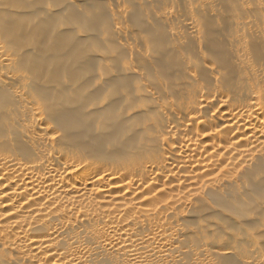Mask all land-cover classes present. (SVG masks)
Listing matches in <instances>:
<instances>
[{"label": "bare ground", "instance_id": "6f19581e", "mask_svg": "<svg viewBox=\"0 0 264 264\" xmlns=\"http://www.w3.org/2000/svg\"><path fill=\"white\" fill-rule=\"evenodd\" d=\"M21 1L0 0V264H222L221 258L236 256L243 264H264V201L258 203L263 211L260 228L247 227V222L259 217L241 211L234 214V226L225 222L218 226L221 229L209 233L214 224L208 220L218 212L219 200L207 193L232 185L239 174L254 171L256 161L264 158L261 84L239 77L216 89L213 84L220 81V68L214 60L199 55L191 74L182 76L193 85L198 73L209 71L203 87H195V92L184 96L177 85V91H167L168 95L165 88L151 81L141 82L140 91L132 94L136 100L163 98L158 105L147 103L144 108L128 110L140 109V115L151 119L153 130L150 139L140 138L142 150L134 154L132 161L120 162L119 153L117 157L113 153L108 156L105 142L102 145L106 147L99 149L98 144L100 153L89 158L87 152L97 146L99 126L89 131L85 123L82 131L85 118L89 113H98L104 122H110L106 112L112 108L110 101L99 104L90 97L111 78L110 74L115 79V71L127 76L140 68L120 58L116 68L110 54L103 51L116 47L118 39L127 40L131 32L115 26L104 41L93 46L89 35L82 36L85 30L78 31L83 34L73 47L67 45L66 33L80 26L61 21L59 14L75 7L80 20L97 23L103 12L97 0H48L51 2L46 11L37 15L28 4H17ZM123 2L119 13H112L116 19L122 20L123 16H117L124 15L131 6V2ZM239 2L246 6L245 0ZM199 5L209 13L219 9L213 1ZM88 8L94 9L92 15L86 12ZM166 13V21L176 15L171 10ZM144 18L148 21L151 16L145 13ZM238 21L245 23L243 19ZM247 21L253 32L264 29L261 22ZM182 27L178 31L172 28L175 33L170 32V36L167 33L174 46L165 49L163 61L152 64L153 68L169 73L173 53L184 45L183 31H199V20L194 17ZM151 32L157 30L152 28ZM232 33L236 36L239 32L232 29ZM44 36L56 38L61 45H46L44 39L43 44H37ZM241 39L244 44L248 38ZM62 44H66L65 49ZM236 45L232 50L241 53V45ZM63 52L70 66L78 64V73L70 79H62V75L49 77L51 73L46 70L55 66ZM88 53L98 57L97 66L85 64ZM250 60L245 57L240 62L250 67ZM95 73L99 85L92 83L81 96L64 95L69 83L74 88L85 86L91 79L89 75ZM261 78L264 81V75ZM207 117L215 126L207 125ZM135 125L117 133L116 143L127 149L137 141L140 128ZM156 140L163 150L152 155ZM222 165V175L215 174L213 171ZM259 177L264 182V173ZM259 191L257 185L247 184L234 193L246 202L251 193ZM199 199L207 203L203 209L198 207ZM192 215L199 218L197 223L189 221Z\"/></svg>", "mask_w": 264, "mask_h": 264}, {"label": "rangeland", "instance_id": "374dc122", "mask_svg": "<svg viewBox=\"0 0 264 264\" xmlns=\"http://www.w3.org/2000/svg\"><path fill=\"white\" fill-rule=\"evenodd\" d=\"M26 1L22 0L21 2H19L17 4H26V5L28 4V7H30L32 11L34 10L33 11L34 15L40 14L41 12H45L46 7H48V2H51L48 0H35L32 2H31V0L30 1L28 0L27 2ZM211 1H213L215 4H217L219 6V9H218L219 12L217 10L216 13H209V12L203 11L202 9L199 8L201 6V5H199L200 3L206 4V3L211 2ZM127 2H129V3L131 2V6L129 7L127 12L123 13L124 15L117 16V17L123 16L122 20H121V18L116 19L115 15H113L112 13H114L115 11L117 13H119L118 11L121 8L120 6H121V4L124 3L123 0H97L96 4L97 5L101 4V6L103 8L102 9L103 12L101 13L102 15L100 17V20L97 21V23L96 22L91 23L89 21L87 22V21L80 20L79 16H77L78 12H77V10H75V7H70L69 9L62 11L59 14L60 15L59 18L61 21L63 19V21L66 20V22H68V23L69 22H72V23L77 22L78 23L77 25L80 26V27L78 26L79 30L77 28L76 31H71V32L66 33L67 35H69V41L66 43H67V45H72V46L74 45L73 47H76V44L78 43V41H77L78 37L84 33V30L86 33H84V35H82V36L88 37V35H89L88 39L90 38L89 40H91L93 46L99 44L101 41H104L105 37L109 36L108 34L111 33V31H110V30H112L111 28H113L115 26H118V27L122 28L123 30H127V31L131 32V35L127 40L118 39V41L116 43V47L109 48L107 50H104L103 52L104 53L106 52L107 53L106 55L110 54L111 59L113 60L114 64L116 65V68H118V63L120 62L118 60L119 58L123 59L122 61H125L126 59H128L129 62H131L133 64L135 63L136 65L140 66V68L135 73L128 74L127 76H119L118 71L117 72L115 71L113 74L115 79H113V76L110 74L111 78L108 77V79H106L107 83L106 82L104 84L102 83L103 86L100 89H98L97 92H94L92 94V96L90 97L92 100L94 98L93 101L95 103H99V104L101 102H103L104 100L110 101L111 102L110 105L112 106L113 109L110 107L111 108L110 110H107V112H106V110L104 111V112H106L107 115H109V118H111L110 122H104L103 119L100 117V115H98V113H92V114L89 113V114H87L88 116L86 118L84 117L85 121L83 123L84 125L82 126L83 129L81 128L82 131L86 128H88L89 131H92L91 130L92 126H95V125L99 126V129H97L98 127L96 128L97 129L96 132L98 133L97 146L95 145L94 147L89 149V152H87V156L89 158L94 156L97 153H100L99 149L105 148L106 145L105 146H103V145L106 143L108 145L107 149L109 150V153H110V155L108 153V156H113L114 154H115L114 156H116V154L119 153L117 156H119L121 158L122 161H120V158H119L120 162H126V160L128 162L129 161L128 159H130V161H132L135 158L134 154L136 155L138 152H141V150H142L141 144H143V142H142V140H140V138L143 139V137H144V139L146 140L147 138L150 139L153 135V132H151V131H153L151 129L152 126L150 127V125H152V124H150V121H149L151 119H149V117H147L146 114L140 115L141 113H139L138 110L146 107V105H148V104L149 105L151 104V106L158 105L159 103H162L161 101L163 100V98L160 96H157L153 99H150L149 100L150 102L147 99L146 100L145 99L144 100H136L132 97V94H136L138 91H140L141 82L147 83V82L152 81L154 83L156 82V84L159 86L161 85L160 86L161 88H165L164 91H166V93H168V95H170V93H174L175 91H177L176 87L178 85V90L181 89V91H184L183 92L184 96L185 95L188 96L189 94L193 93L194 90H196L195 87H198V86L203 87V80L206 79V77H208L210 74L209 71H206V70L198 73V75L196 76V80H194V82L192 81L193 85L191 82H188L186 78L182 79V76L187 77L189 74H191L192 65H194L196 63V61L200 58V56H203L206 59L209 58L208 60H211V62H213V60H214V63H216L217 66L220 68V69L218 68L220 71H217L218 72L217 74L219 76L220 81L218 82V84L217 83L213 84V87H215L216 89L223 88V87L227 86L233 79L241 77V78H245L249 81L259 82V84H261V86H262V91L264 94V81L261 78L262 75H264V37H262V36H264V29L262 28L261 30H259V32L258 31L253 32V31L249 30V22L247 21V20H250V21L253 20L254 22H256L258 24L261 22L260 24H262L264 27V0H245L246 6H243L242 3L239 2V0H237V1H235V0H174V1L173 0H127ZM37 10H38V12H37ZM170 10L173 11L179 17V19L175 15V17L173 19H171V21H168V20L166 21V19L164 18L165 17L164 14ZM93 11H94V9H92V8H88L86 10V12L91 14V15L93 14ZM8 13H10V11ZM11 13H12V11H11ZM145 13H147L148 16L149 15L151 16V18L148 21L145 20V18H144ZM61 16H62V18H61ZM113 17L115 19L114 21H113ZM191 17L192 18L195 17L199 20L200 30L192 32V33L186 32V31L184 32L182 30L183 35H184V45L182 44L179 47H177L176 53H173L174 56L172 55V57H171L172 68L169 67L170 68L169 73H167L166 70L161 72V71H158L159 70L158 68H153L152 64H154L156 62H157L156 64H158V63L160 64V62L163 61L162 59H163L164 53L166 52L165 49L166 48L168 49L171 45L174 46L173 38L169 37L170 32L172 34V32L175 33V31L181 30V26L184 27V24L186 22H188L190 19H192ZM160 18H162V19H160ZM103 19H105V20H103ZM174 19H176V20H174ZM240 19H243L245 21V23H244L245 25L243 23L241 24L238 21ZM107 23L108 24L110 23L109 26ZM179 24L180 25L182 24V25L180 26ZM224 25L226 26V28H228V29L225 28L226 31L223 28V27H225ZM123 26H125V27H123ZM147 27H148V29L143 31V28L146 29ZM152 28L157 30L158 35H157V33H155L156 31L151 32ZM172 28L173 29L175 28L174 29L175 31ZM169 29H171V30H169ZM232 29H233V31L236 30V32H239L238 35L236 34V36H235V35H233V33L231 34ZM228 30L230 32H228ZM78 31H81L83 33L82 34H81V32L78 33ZM167 33L169 36L167 35ZM241 36L242 37L245 36L246 39L248 38L246 43H244V44L242 43V39H241L242 37ZM50 37H52V36L40 37V39L38 38L40 41L37 40L36 43L38 44V43L42 42V44H43L46 41L45 44L47 43L49 46H51L53 44H57V43L60 44L56 38L52 37L53 39H51ZM43 39H44V42H43ZM239 39H241V41ZM51 41L53 43H51ZM235 45L236 46L241 45L240 46V48L242 49L241 53H237V52L235 53L232 50V46H235ZM62 46L65 49L66 44H62ZM62 46H60V47H62ZM93 49H94V47H93ZM93 49H91V51ZM230 52H234V53H230ZM130 54L133 56V59L130 58L131 61L129 60ZM134 54L136 57L134 56ZM147 54L150 55L149 59H148ZM238 54L239 55L241 54V56H240L241 58L238 57ZM64 55H65L64 52L59 55L58 62H60V63L56 62L55 66L53 65L49 69L46 70L48 73H51V74H48L49 77L52 76V78L53 77L59 78L58 76L60 75V78H61V75H62V77L65 76L62 79H70L73 74L78 73L76 71L78 64H74V65L70 66L66 62L67 56L66 55L64 56ZM90 56L91 55L88 53L87 57H86L87 59L86 58L84 59L85 64H86V62H87V64L89 62V65H92L93 67L97 66V63L100 61L98 59V57H92V56L90 57ZM134 57H135V59H134ZM245 57L248 58L249 60L251 59L250 61H251L252 66H250V67H244L243 66V64L240 61L242 58H245ZM61 61H63V62H61ZM66 63H67V66H66ZM94 64H96V65H94ZM71 67H73V68H71ZM102 70H99L98 72H101ZM66 76H67V78H66ZM89 78H91V79H89V82L85 86H82V87L79 86V87L74 88V87H72V83H69V85L66 89L68 92L66 91V93L64 95L67 94L69 96H71V95L77 96L79 94L78 96H81L80 94H83L87 90L88 86L90 87L92 85V83L95 86L97 84L99 85L101 83V81H99V79H98L99 75L96 73H95V75H89ZM178 78H180L179 79L181 81L180 83L178 81ZM161 79H164V80L162 81ZM222 80H223V82H222ZM182 81H183V83H182ZM70 84H71V86H70ZM144 89H141V90L143 91ZM64 90H63V92H64ZM167 91H170V93ZM128 94L131 96L130 99H128L126 96ZM61 96H62V94L59 95L58 97H61ZM125 96H126V98H125ZM240 100H238L237 102H240ZM145 101H148V102H145ZM237 102L234 101L235 104ZM232 103L233 102H231V104ZM237 104H239V103H237ZM98 105H97V107H99ZM131 107H136V108L138 107L140 109L137 110L134 108L135 111L133 110V111L129 112L128 110H130ZM216 108H217V106H211V109H216ZM100 109L102 110V108H100ZM127 112H129V113L127 114ZM189 113H191V110L189 111ZM180 119H182V118H180ZM208 120H209V118L207 117V121ZM85 123L87 126L85 125ZM134 123L137 125H135ZM144 123H146V124H144ZM207 123H208L207 125L209 127H213L216 124L215 122H213V120H211V118ZM88 124H91V125H89L90 128H89ZM101 125H102V127L100 128ZM132 125H135L136 127L139 125L138 127L140 129H138V127H137V129H138L137 136H138V134H140L139 135L140 137L138 136V138H136L137 141H134V143L129 145L128 146L129 148L127 147V149H126V148H124L125 146L124 147L120 146L119 142L116 143L117 142L116 134L121 132V131H126L128 126H132ZM142 125H144L143 128H142ZM146 125H149V126L147 127ZM85 126H86V128H85ZM149 128L151 130H149ZM100 141H101V143H99ZM139 141H141V142H139ZM98 144L100 145L99 149H97ZM114 147H116V148H114ZM117 147H118V149H117ZM119 148H121V149H119ZM115 149H117L118 151L117 150L115 151ZM162 150H163L162 143L160 141L157 142V140H156L155 146H154L153 150L150 151V153L152 155H156V154L158 155L159 153L162 152ZM112 153H113V155H112ZM129 155H132V156H129ZM131 158H132V160H131ZM222 164H224V163H222ZM222 167H223V165L221 167L215 169L213 172L215 174L222 175ZM255 168L256 169L254 171L239 174L236 181L232 185H228L222 189L213 188L214 191L212 190V191L207 192L208 196L213 197L215 199V201L219 200L218 201L219 204L217 205L218 212L212 213L213 216L211 215V218L213 220L210 217H209L210 219L208 218L209 219L208 223L212 222L211 224L215 225V222H216L217 225H215V226L212 225L213 229L211 227V230L209 231V233H214L215 231H218L219 229H221V228H218V226L222 223L226 225L225 222H227V225L229 224L228 226H230V227L234 226V222H235V220H234L235 215L234 214H238L241 211H243V213L245 212L244 213L245 215L248 213V214H252V216H254V218L257 216L259 217V219H256V220L253 219L254 221L250 220L249 222H247L248 223L246 225L247 227L260 228V226H259L260 221L259 220H260V218H262L261 214H263V211L261 212V208L258 207L260 204H258V203H260V201L261 202L264 201V196H263L264 195V188H263L264 182H262V180L259 179L260 178L259 175L264 173L263 172L264 171V158H259L256 161ZM257 172H258V174H257V176H255V173H257ZM261 172H263V173H261ZM183 181H186V179H183ZM247 184H251L254 186L257 185V187L260 189V191H259V193H255V194L251 193V195H249L247 201L245 202L242 199H240L237 196V194L234 192L237 188H241L243 186H246ZM218 197H221V198H218ZM199 202L200 203H199L198 207H200L201 209H203L202 207H205L207 204L204 199L201 201L199 199ZM204 202H205V204H204ZM249 203H252V206H249L250 205ZM192 213L195 214L196 211L193 210ZM198 220H199V218H197L193 215H192V217L189 218V221L192 223L193 222L197 223ZM210 220H211V222H210ZM257 226H259V227H257ZM250 243L251 242L249 241V244ZM249 244L247 243V245H249ZM242 250H244V249H242ZM239 258L240 257H238V256L229 257V258L225 257V258H221L220 260L222 261L221 262L222 264H243L241 259H239Z\"/></svg>", "mask_w": 264, "mask_h": 264}]
</instances>
